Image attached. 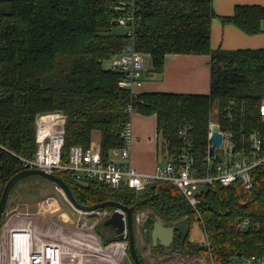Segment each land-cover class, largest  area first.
<instances>
[{"label":"trees","instance_id":"trees-1","mask_svg":"<svg viewBox=\"0 0 264 264\" xmlns=\"http://www.w3.org/2000/svg\"><path fill=\"white\" fill-rule=\"evenodd\" d=\"M115 2L0 0V196L6 182L22 171L20 158L33 157L34 121L42 113L59 112L65 117L63 156L72 146L91 147L96 133L99 153L108 161L109 152L123 145L120 133L129 121L131 102L134 113L155 117L162 154L175 168L184 132L193 171L204 175L213 123L229 139L236 158L247 155L251 136L258 133L264 157V118L259 113L264 50H211L210 26L217 16L210 0H136L134 46L148 57L146 75L162 73L166 55L208 56L209 92L146 93L130 100L128 91L117 86L119 75L104 67L129 43L125 34L115 33L118 25L111 9ZM220 19L246 35H255L261 32L264 8L236 6L232 16ZM214 108L216 120L212 121ZM250 174V190L239 183L200 186L196 210L168 182L153 181L135 193L56 176L83 206L112 201L147 210L140 234L150 245L155 222L173 227L171 246L159 251L199 255L213 264H226L249 256L264 258V163ZM192 220L200 226L208 248L190 241L188 223ZM244 221L250 224L246 229L241 227Z\"/></svg>","mask_w":264,"mask_h":264},{"label":"built area","instance_id":"built-area-1","mask_svg":"<svg viewBox=\"0 0 264 264\" xmlns=\"http://www.w3.org/2000/svg\"><path fill=\"white\" fill-rule=\"evenodd\" d=\"M111 9L116 15L118 27L125 29L129 43L122 54L108 60V69L119 75L117 86L128 91L130 100H134L140 94L148 58L138 53L134 46L138 24L136 0H116ZM127 113L129 121L120 133L123 145L116 150L120 163L103 161L100 153L91 147L72 146L63 156L65 117L59 112L38 114L34 121L36 150L32 158H20L22 170H42L53 175H65L76 183L96 182L113 190H132L135 193L143 192L153 181L168 182L181 193L187 205L196 210L200 186L217 183L228 187L239 183L245 190H250L253 186L251 171L264 163V157L260 156L261 138L258 133L251 136L247 155L238 158L233 154L229 139L223 135L218 154L221 163L207 154L203 165L204 175L196 176L189 152L190 144L185 138L186 134L181 132L185 141L179 152L178 168L165 159L162 166H157L152 177L143 176L130 165V117L134 113L131 102ZM259 113L264 118V95ZM57 206V201L50 198L42 203L44 210L41 208L36 213L5 208L0 221V264H121L128 254L126 216L122 210L103 208L90 212L77 211V218L67 217L64 220L49 216L59 211ZM138 212L133 214V225L139 232L145 213ZM113 214L122 216V239H118L115 229L106 227L109 237H104V241L96 229ZM249 225L248 221H244L241 227L246 229ZM201 245L209 247L206 238ZM166 256L155 264H213L210 259L199 255L173 252ZM226 264H264V258L249 256L230 260Z\"/></svg>","mask_w":264,"mask_h":264},{"label":"crops","instance_id":"crops-1","mask_svg":"<svg viewBox=\"0 0 264 264\" xmlns=\"http://www.w3.org/2000/svg\"><path fill=\"white\" fill-rule=\"evenodd\" d=\"M217 18L210 26V48L224 51L264 50V22L261 32L246 35L232 24L222 23L220 18L233 15L236 6H259L264 8V0H210ZM148 58L145 61V73L140 94H196L206 95L209 92V57L204 55H166L163 71L160 74H149ZM132 138L129 148L130 165L141 175L152 177L159 165V134L154 116H143L133 113L130 117ZM92 142H99L94 134ZM99 152V150H97ZM112 153L116 150L111 151ZM110 153V152H109ZM164 158V157H163ZM108 161L109 154H108ZM112 162V161H110ZM116 162V163H120ZM115 163V162H113ZM141 193V192H138ZM58 205V204H57ZM59 208V206H57ZM140 211V210H139ZM70 218L68 215H66ZM153 246L151 245V248ZM154 248V247H153ZM152 248L153 252H156ZM160 247H158L159 249Z\"/></svg>","mask_w":264,"mask_h":264},{"label":"rangeland","instance_id":"rangeland-1","mask_svg":"<svg viewBox=\"0 0 264 264\" xmlns=\"http://www.w3.org/2000/svg\"><path fill=\"white\" fill-rule=\"evenodd\" d=\"M124 32L125 29L122 27H117L115 29V33L117 34H124ZM104 67L108 68V64L105 63ZM211 120L212 121L216 120V108H214L213 111L211 112ZM161 142H162V138L159 137L158 164L160 166L164 164V160H165L162 154ZM91 148L94 151H97L98 144L96 142H92ZM109 159L110 161L115 163L121 161L117 152L115 153L110 152ZM50 198L55 199L57 201V204L59 206V211L49 216L58 219V217L60 218V215L64 213L68 215L71 219L77 218L78 216L77 211L66 201L61 191L46 179L38 176L25 178L14 186L9 196V201L6 206V210L16 209L22 212L36 213L41 208L44 210V208L42 207V203L46 202ZM136 211L137 210L135 209L133 211V214H135ZM141 212L145 214L148 213L147 210ZM167 227L170 226L167 225ZM105 228L103 227V225H100L97 227L96 232L101 234L103 237L108 238L109 236H107V231H105ZM188 230L190 232L189 235L190 241L197 244H202L204 242L205 236L196 221L192 220L191 222L188 223ZM140 235L141 234L136 230L135 231L136 249L138 252V256L142 260L143 264H155L158 262V260L165 259L167 257L166 255H170L173 253L171 251H159L160 249L158 248H156L157 250L156 252H153L151 245L146 243L145 241H142L143 238L142 235L141 236ZM158 251L159 253H157ZM121 264H133L129 253L123 257Z\"/></svg>","mask_w":264,"mask_h":264},{"label":"water","instance_id":"water-1","mask_svg":"<svg viewBox=\"0 0 264 264\" xmlns=\"http://www.w3.org/2000/svg\"><path fill=\"white\" fill-rule=\"evenodd\" d=\"M224 136L219 130V126L216 123L210 125V133H209V148H208V156L213 157L217 163H221V159L219 155L216 153L222 146ZM33 176H38L46 179L50 183H52L57 189L61 191L66 201L79 212H90L103 208H115L120 209L125 213L126 216V229H127V239H128V253L133 264H141L139 256L136 250L135 243V232L133 226V211L134 207H127L123 204L117 202H104L92 206H83L79 204L70 187L59 177L53 174H49L42 170H22L12 176L4 185L1 196H0V221L3 215V212L8 204L9 196L11 194L14 186L19 183L21 180ZM147 214H143L141 219V225L143 226L146 222ZM104 227H111L115 229V234L118 239H122V233L124 230V222L122 221V216L120 214H113L108 220L103 223ZM174 229L173 227H166L161 224L159 221L155 222L151 231V241L152 246L155 247L157 244L164 248H169L173 241Z\"/></svg>","mask_w":264,"mask_h":264},{"label":"flooded vegetation","instance_id":"flooded-vegetation-1","mask_svg":"<svg viewBox=\"0 0 264 264\" xmlns=\"http://www.w3.org/2000/svg\"><path fill=\"white\" fill-rule=\"evenodd\" d=\"M135 209L137 210V207H136V206L134 207V210H135ZM137 211H139V210H137ZM137 211H136V213H137ZM141 211H144V210H141ZM141 211H139V212H141ZM159 222H160V221H159ZM160 223L163 224L162 222H160ZM133 226H134V225H133ZM140 229H141V228H140ZM136 230H137V229H136V226H134V232H135ZM139 232H140V230H139ZM140 236H141V235H140ZM143 241H144V240H143ZM151 244H152V241H151ZM158 247H162V246H160V244H157V246H155L154 248L152 247V248H153L154 250H156V248H158ZM136 250H137V249H136Z\"/></svg>","mask_w":264,"mask_h":264},{"label":"bare ground","instance_id":"bare-ground-1","mask_svg":"<svg viewBox=\"0 0 264 264\" xmlns=\"http://www.w3.org/2000/svg\"><path fill=\"white\" fill-rule=\"evenodd\" d=\"M60 217H61L62 219H64V220L67 219V216H66V214H64V213H62V214L60 215Z\"/></svg>","mask_w":264,"mask_h":264}]
</instances>
